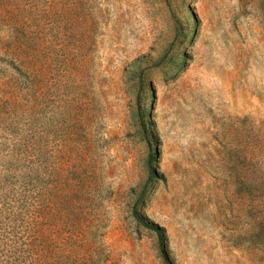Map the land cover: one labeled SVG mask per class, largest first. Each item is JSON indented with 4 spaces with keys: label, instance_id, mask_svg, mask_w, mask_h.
<instances>
[{
    "label": "rangeland",
    "instance_id": "obj_1",
    "mask_svg": "<svg viewBox=\"0 0 264 264\" xmlns=\"http://www.w3.org/2000/svg\"><path fill=\"white\" fill-rule=\"evenodd\" d=\"M0 264H264V0H0Z\"/></svg>",
    "mask_w": 264,
    "mask_h": 264
},
{
    "label": "trees",
    "instance_id": "obj_2",
    "mask_svg": "<svg viewBox=\"0 0 264 264\" xmlns=\"http://www.w3.org/2000/svg\"><path fill=\"white\" fill-rule=\"evenodd\" d=\"M158 229L161 230V228H159V227H158ZM161 234H162V233H161ZM161 243H162V248L164 249V247H165V241H164V237H163V235H162V237H161Z\"/></svg>",
    "mask_w": 264,
    "mask_h": 264
}]
</instances>
